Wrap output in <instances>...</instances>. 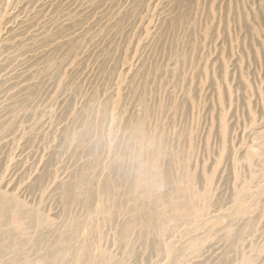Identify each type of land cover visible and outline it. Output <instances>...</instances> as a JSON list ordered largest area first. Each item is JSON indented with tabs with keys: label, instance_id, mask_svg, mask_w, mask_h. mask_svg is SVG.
Instances as JSON below:
<instances>
[{
	"label": "rangeland",
	"instance_id": "rangeland-1",
	"mask_svg": "<svg viewBox=\"0 0 264 264\" xmlns=\"http://www.w3.org/2000/svg\"><path fill=\"white\" fill-rule=\"evenodd\" d=\"M79 256L264 264V0H0V264Z\"/></svg>",
	"mask_w": 264,
	"mask_h": 264
},
{
	"label": "bare ground",
	"instance_id": "bare-ground-1",
	"mask_svg": "<svg viewBox=\"0 0 264 264\" xmlns=\"http://www.w3.org/2000/svg\"><path fill=\"white\" fill-rule=\"evenodd\" d=\"M219 96L221 97L220 93H219ZM221 129H222V130L224 129L223 119H222V121H221ZM199 194H200V193H199ZM202 194H203V193H202ZM202 194H200L199 197H200ZM139 207H140V206H139ZM177 211H178V210H177ZM176 214H177V213H176ZM14 218H15L16 220H20V218H19L17 215L14 216ZM165 229H166V227H163V228H162V230H165ZM79 252H80V251H79ZM167 253H169V251H167ZM79 260H80V256H79V257H76V258L74 259V261H73V264H79V263H80ZM102 264H109V263H108L107 260H104Z\"/></svg>",
	"mask_w": 264,
	"mask_h": 264
}]
</instances>
